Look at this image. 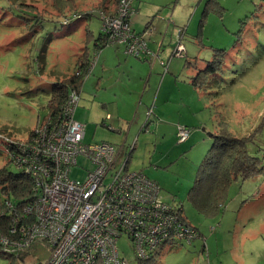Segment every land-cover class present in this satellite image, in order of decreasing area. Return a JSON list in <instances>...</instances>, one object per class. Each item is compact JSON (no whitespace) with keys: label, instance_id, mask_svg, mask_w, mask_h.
Instances as JSON below:
<instances>
[{"label":"rangeland","instance_id":"obj_1","mask_svg":"<svg viewBox=\"0 0 264 264\" xmlns=\"http://www.w3.org/2000/svg\"><path fill=\"white\" fill-rule=\"evenodd\" d=\"M71 1L75 8L68 4L59 10L55 0H0V132L6 136L24 140L48 112L53 85L74 74L76 59L84 48L94 55V39L100 32L99 0ZM154 1L144 0L135 27L131 24L133 29L145 30L147 41H158V31L167 23L168 32L174 28L175 42L183 47L176 46L180 45L187 55L172 57L177 62L176 70L165 71L162 66L147 103L141 99L149 91L126 80L124 60L115 51L123 53L125 59L142 58L126 54L115 44L97 47L99 53L90 72L86 78H79L80 100L74 118L84 125L85 142L106 141L118 147L124 144L127 149L133 146L128 168L142 171L155 181L160 199L178 203L181 214L200 230L189 245L161 248L158 264H190L189 256L195 259L191 264H197L200 244L203 256L208 255L205 261H214L215 240L220 237L227 239L217 249L222 264H264V171L245 180L234 179L224 210L216 216H205L187 197L221 122L235 136L250 135L247 150L264 165V0H159L161 3L155 5L158 10L151 6L147 11L148 2ZM117 4L118 0L114 10ZM72 10L92 13L63 25L57 21ZM146 18L150 27L142 30ZM85 29L89 30L87 38L81 32ZM214 54L222 59V66L211 80L212 93L206 88L208 100L190 83L192 75L187 70L194 75ZM163 72L166 79L158 93ZM136 88L137 92L131 91ZM115 89L118 93L126 91L128 98L115 101ZM158 94L165 118L176 127L189 129V140L179 142L177 131L159 140L153 113L151 119L146 117L147 107ZM4 147L0 138V168L18 172L14 165L6 164ZM90 167L92 164L80 156L70 177L81 180ZM117 246L125 264H137L126 233L118 237ZM5 251L13 256H0V264H43L49 255V247L42 241L28 250ZM224 251L238 256L231 260Z\"/></svg>","mask_w":264,"mask_h":264},{"label":"built area","instance_id":"obj_2","mask_svg":"<svg viewBox=\"0 0 264 264\" xmlns=\"http://www.w3.org/2000/svg\"><path fill=\"white\" fill-rule=\"evenodd\" d=\"M134 11L133 0H118L112 12L99 10L102 41L152 62L158 51L147 46L145 30L136 32L131 27ZM176 44L172 54L182 56L183 46ZM98 53L94 46L87 71L76 68L74 73L88 75ZM79 100V92L70 89L58 113L41 119L24 140L0 133L7 160L30 176L35 195L10 221L9 232L17 239L0 232V245L19 251L42 241L49 247L43 264H125L117 246L123 233L142 260L161 247L190 244L199 236L197 229L181 218L176 206L160 199L155 181L128 168L132 146L84 141V125L73 116ZM151 114L149 107L147 119ZM175 131L179 142L190 132L185 126H175ZM80 156L92 167L83 179H72L70 171Z\"/></svg>","mask_w":264,"mask_h":264},{"label":"trees","instance_id":"obj_3","mask_svg":"<svg viewBox=\"0 0 264 264\" xmlns=\"http://www.w3.org/2000/svg\"><path fill=\"white\" fill-rule=\"evenodd\" d=\"M68 4L71 6L73 5L75 8V5L71 0H55L54 3L59 10L65 9ZM91 13L92 11L89 10H72L67 14L64 13L61 15L57 21L63 25L75 19L90 17ZM94 40V46L99 47L105 45L102 41L101 32H99L98 37ZM217 50L224 51L221 49ZM89 58L90 53L87 48H84L81 55L76 59V67L86 72ZM221 66L222 59L214 54L213 58L208 60L203 68L198 69L194 75L190 76V83L199 89H205L204 91H206V93V88H208L209 92L212 93L211 85H213V82H211V80L220 72ZM82 75L85 78L87 76L84 73H74L57 81L53 85L48 102L49 110L42 119H45L48 116H54L58 113L61 104L67 97L68 91L70 89L78 91L79 78ZM221 123L223 124L219 129L212 134V144L209 146L201 160L194 182L187 194L190 203L198 211L208 217L216 216L224 210L223 207L228 198L229 187L234 179L238 178L240 180H245L264 171V165L261 164L260 158L256 155H250L247 150V142L251 136H235L227 129L224 122ZM0 133L2 134V132ZM2 152H4V150H2ZM6 164H10V162L8 161ZM0 192L3 194V199L0 200V232H3V234L8 235L11 239L15 240L17 239V235H12L9 232L10 221L12 218L18 216L24 205L35 197L32 189V179L29 175L21 171L10 172L5 167H1ZM9 202L11 203L9 204ZM169 204L176 206L181 214L182 208L178 203ZM180 216L186 223L191 224L184 215L181 214ZM182 244L186 243L178 242L175 243L174 246ZM7 248L10 247L0 245V256L5 254L13 256L5 251ZM160 249L155 250L150 255L149 259L142 260L135 258L136 263L158 264V254ZM199 252H201V250Z\"/></svg>","mask_w":264,"mask_h":264},{"label":"crops","instance_id":"obj_4","mask_svg":"<svg viewBox=\"0 0 264 264\" xmlns=\"http://www.w3.org/2000/svg\"><path fill=\"white\" fill-rule=\"evenodd\" d=\"M116 1L117 0H99V2H98L97 5L99 6V8L101 10H103L105 12H112L114 10ZM143 3H144V0L143 1L142 0H135V2L133 3L134 8H135V11L133 12V14H132V16L130 18L131 24L133 23V26H134V24L138 20V15L140 13V7H141V5ZM160 3L161 2L159 0L154 1V2H151V3L148 2L147 11L150 10L151 6H154V9L158 10L159 7L158 6H155V5L156 4H160ZM153 17H157V16H153ZM149 23H150V21L148 20V18H146L144 20V22H143V27L141 29L143 30L147 25H149ZM74 27H76V26H74ZM131 27H132V25H131ZM169 30H170L169 29V26L166 23V26L163 28V30L161 32L158 31V35L156 36L158 38V41L157 40L154 41L153 39H150L149 41H147V46L151 50L158 51V57L154 61H152V62L147 57H141L142 58L141 60H137V59H127V58L125 59V55H123V53H121L120 51H117V50L115 51V54L117 55V57L124 60V64H125L124 67H125L126 72H127V74H126L127 79L126 80L129 83H131L132 85H137V84L139 86L142 85L144 87V89H146L147 91H149L146 95L144 94V96L141 99L142 101H146L147 103L149 102V99H150L151 89H153L154 84L158 80L159 72L162 70V66H164V64H166L165 71H167L168 69H170L172 71L177 69V62L175 61V59L172 58V57H176V56L175 55L174 56L171 55V51L174 48V45L176 44V42H175V30H174V28H172L171 31L168 32ZM88 31H87V29H85V31L81 30V32L83 34H85L84 38H87L88 37L87 36ZM136 32H140V31H136ZM186 55H187L186 52H183V55L182 56L185 57ZM142 60H145L146 62H143ZM160 60L162 62H164V63H160ZM201 68H203V66ZM187 73H190V75H193L192 74V70H189L188 69L187 70ZM194 74H195V71H194ZM165 79H166V75L163 72L162 75H161V82L158 85L159 86V89H157V92L158 93L160 92V90L162 88V85H163ZM131 91L132 92L133 91L137 92L138 91V88H136V90H133L132 89ZM198 91L200 92V94L202 95V97H204L205 99H208L209 100V97L210 96H208V94L206 93V91L201 90V89L198 90ZM123 97H127L128 98V93L126 91H122V92L118 93V91L115 89V101L116 100H119V99H121ZM164 100H165V102H168L169 101V98L166 97V98H164ZM161 101L162 100L159 98V94H158L157 97L153 99L151 105L148 106L146 104V106H148L147 109L149 107L152 108L153 119L155 118V122H157V123H168V124L174 125V122H172V121H170V120H168V119L165 118L164 113H163V111H165V109H162V107H161ZM155 102L158 103V105H159V107H157V109H155ZM140 106H142V105H140ZM157 110L159 111L160 114H157L158 113ZM157 115H159V116H157ZM150 117H151V115H150ZM149 119H151V118H149ZM118 131L120 132V130H118ZM189 138L190 137H188L187 140H189ZM187 140H185V141H187ZM122 145H124V144H122ZM201 235H202V233H201ZM216 236H219V235H216ZM229 236H231V234H227L226 235V237H229ZM225 240H227V239L226 238L223 239L221 237L219 239H216L215 240V243H216V254H217V256L218 255H221V254H219V252H217V249H218V247H219L220 244L225 243ZM204 242H205V238H203V243ZM202 246H203V244L202 245L200 244L199 245V248L197 247V258H199L197 260V264H222L223 263V260L221 258L219 260L217 258V256L215 257L216 260H214V261L212 259H209V262L205 261V259L208 258V255H207V258H206V257L203 256V254L201 252H199L200 250L202 251ZM187 251L190 252L189 250H187ZM208 252L209 251H207V253ZM223 253H224V255L227 254L228 258H231V260L234 259L235 256H238L237 253L234 254V253H230L228 251H224ZM209 256H210V254H209ZM189 258H190V264L195 261V259H193L192 257L189 256Z\"/></svg>","mask_w":264,"mask_h":264},{"label":"water","instance_id":"obj_5","mask_svg":"<svg viewBox=\"0 0 264 264\" xmlns=\"http://www.w3.org/2000/svg\"><path fill=\"white\" fill-rule=\"evenodd\" d=\"M147 125H148V123H147ZM144 126H145V124H144ZM156 129L158 130L159 140L161 141V140L167 138L175 130V126L168 124V123H157Z\"/></svg>","mask_w":264,"mask_h":264},{"label":"bare ground","instance_id":"obj_6","mask_svg":"<svg viewBox=\"0 0 264 264\" xmlns=\"http://www.w3.org/2000/svg\"><path fill=\"white\" fill-rule=\"evenodd\" d=\"M73 116H74V114H73Z\"/></svg>","mask_w":264,"mask_h":264}]
</instances>
